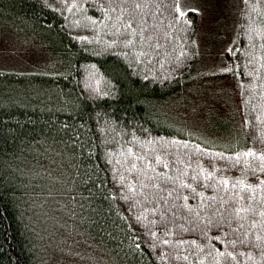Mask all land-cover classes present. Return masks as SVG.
<instances>
[{
    "label": "trees",
    "instance_id": "1",
    "mask_svg": "<svg viewBox=\"0 0 264 264\" xmlns=\"http://www.w3.org/2000/svg\"><path fill=\"white\" fill-rule=\"evenodd\" d=\"M176 7L0 0V16L47 40L61 68L0 69V264L45 259L31 202L80 223L107 264H264V0H242L239 147L204 145L150 115L149 100L183 91L198 62L200 14ZM33 163L44 175L26 174Z\"/></svg>",
    "mask_w": 264,
    "mask_h": 264
},
{
    "label": "rangeland",
    "instance_id": "2",
    "mask_svg": "<svg viewBox=\"0 0 264 264\" xmlns=\"http://www.w3.org/2000/svg\"><path fill=\"white\" fill-rule=\"evenodd\" d=\"M179 8L184 13L193 10L200 14L195 35L198 62L190 75L183 78V91L149 100L150 115L178 134L195 137L204 145L215 147L220 142L221 147H239L244 144L245 128L232 59L242 0H179ZM40 37L33 29L0 16V69L58 74L61 68L56 55L47 40ZM54 170L57 168H47L52 173ZM25 172L34 179L43 174L36 163L26 166ZM66 206L64 202L62 209L66 210ZM41 208L31 202L29 209L35 232L46 239L40 247L42 255L45 254L41 264H107L100 247L84 237L80 223V229L74 227V219L61 224L51 211L44 212ZM69 222L77 230L66 232L63 225Z\"/></svg>",
    "mask_w": 264,
    "mask_h": 264
},
{
    "label": "snow or ice",
    "instance_id": "3",
    "mask_svg": "<svg viewBox=\"0 0 264 264\" xmlns=\"http://www.w3.org/2000/svg\"><path fill=\"white\" fill-rule=\"evenodd\" d=\"M175 11L176 12H178L179 14H180V16H183V15H185V13L184 12H182L181 11V9L179 8V7H176L175 8ZM129 27H131V25H129ZM246 155H249V156H255V153H253V152H248V153H246ZM259 159H261V160H264V155H261L260 157H258ZM159 162V161H158ZM166 166V165H165ZM206 178H208V179H211V174H209L208 175V177H206ZM192 179H196L195 177H193ZM222 183L224 184V185H227L228 184V181L227 180H224V181H222ZM237 183H242L241 181H237ZM259 183L260 184H264V180H261V181H259ZM183 187H189V185L188 184H184V185H182ZM249 190H251L250 189V186H246ZM195 189H193V191H194ZM245 189H241V191H244ZM185 199H187V197H185ZM249 209L248 208H245V207H241V208H236L235 209V212H236V214L237 215H240V213H242V212H247ZM261 215L262 216H264V212H262L261 213ZM243 225H241V227H242ZM185 259H187V257H185ZM233 259H234V257H233Z\"/></svg>",
    "mask_w": 264,
    "mask_h": 264
}]
</instances>
